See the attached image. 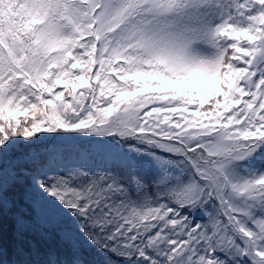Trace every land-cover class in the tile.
I'll list each match as a JSON object with an SVG mask.
<instances>
[{"label":"snow or ice","instance_id":"obj_1","mask_svg":"<svg viewBox=\"0 0 264 264\" xmlns=\"http://www.w3.org/2000/svg\"><path fill=\"white\" fill-rule=\"evenodd\" d=\"M0 264H264V0H0Z\"/></svg>","mask_w":264,"mask_h":264},{"label":"trees","instance_id":"obj_2","mask_svg":"<svg viewBox=\"0 0 264 264\" xmlns=\"http://www.w3.org/2000/svg\"><path fill=\"white\" fill-rule=\"evenodd\" d=\"M12 256L11 248L9 247V257Z\"/></svg>","mask_w":264,"mask_h":264}]
</instances>
